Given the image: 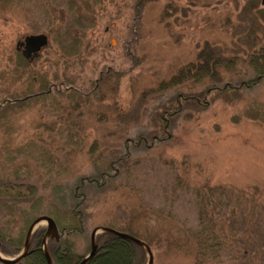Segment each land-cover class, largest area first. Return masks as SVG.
<instances>
[{
	"label": "rangeland",
	"instance_id": "obj_1",
	"mask_svg": "<svg viewBox=\"0 0 264 264\" xmlns=\"http://www.w3.org/2000/svg\"><path fill=\"white\" fill-rule=\"evenodd\" d=\"M8 1H0V99L34 93L45 78L69 80L80 94L68 98L53 89L0 118V178L22 190L34 185L40 207L0 210L6 235L29 228L31 214L76 202L87 233H72L70 242L84 256L92 229L111 224L146 241L153 264H198L197 233L202 222L216 220L222 249L205 264H264V78L210 91L206 106L182 104L170 120L161 116L176 92L197 95L214 82L238 87L256 77L249 55L264 48V31L257 30L258 43L249 39L255 26L241 13L244 1ZM31 34L47 35L48 44L23 63L17 44ZM205 43L235 58L234 66L219 68L217 79L153 91L196 61ZM152 133L165 139L153 143ZM138 134L148 143L126 144ZM125 153L128 160L110 166ZM98 169L114 178L104 187L87 179L77 187ZM148 259L146 252L143 264Z\"/></svg>",
	"mask_w": 264,
	"mask_h": 264
},
{
	"label": "trees",
	"instance_id": "obj_2",
	"mask_svg": "<svg viewBox=\"0 0 264 264\" xmlns=\"http://www.w3.org/2000/svg\"><path fill=\"white\" fill-rule=\"evenodd\" d=\"M4 1V0H0ZM12 0H9L8 3L10 4ZM236 1V0H234ZM244 5L242 12L248 19H250L254 23V28L251 27L250 29V35L249 39L254 40L255 43L259 42V38L257 36V30L264 31V4L262 3V0H243ZM237 2V1H236ZM141 9H139L140 11ZM80 17H77V19ZM81 19V18H80ZM138 19V18H137ZM72 27L66 28L68 30L69 36H76L74 31L71 29ZM79 29V28H78ZM76 31V33H78ZM252 36V37H250ZM253 43V44H255ZM252 44V45H253ZM255 46V45H254ZM252 47V46H251ZM69 55V54H68ZM253 55V54H252ZM249 55V58L253 60V68L256 74V77L247 79L245 82H241L240 85L237 87L233 85V83H222V82H214L210 87H208L204 92L201 94H190V93H183L178 94L176 92L174 97V102H172L169 106L164 107V110L161 113V116L163 118L166 117L167 120H170L171 118L176 117L182 109V104H192L196 107L198 106H206V101L204 97L208 92L215 91V90H228L230 88H239V87H250L251 85L255 84V81H257V77L261 75V78H264V48L261 47L256 54L253 56ZM255 60V61H254ZM21 62L27 63L29 62L28 59L24 58L22 56V59H20ZM236 61L235 58L232 60L225 59L224 53L221 51V49L216 48L215 46H210L209 43H205L204 48L200 51L196 61L190 62L183 67H181L177 74L172 76L167 81H161L158 86L153 90L157 92L158 94L164 93L170 88L182 85L186 81H193L194 83H198L200 81H203L206 79V77L214 78L216 77L217 70L219 68H229L234 66V62ZM109 70L102 71L100 73L99 79L96 81L94 87L90 94H94L99 84L104 77V74L107 73ZM217 79V77L215 78ZM259 79V80H260ZM51 83L48 79L45 78V80H42L40 82L41 89L38 91L25 93L22 96L12 95L10 97H4L3 99H0V118L3 119L6 117V111L7 109H14L20 106H23L27 104L31 100H37L40 97L43 96H49L53 92V89H55L56 94L58 95H66L68 98L73 97L76 94H80L79 90H77L73 84H71V81L65 80V81H57ZM89 93H86V96L89 97ZM5 112V114H2ZM161 118V119H162ZM163 121V120H162ZM165 121V120H164ZM167 126L165 129L167 130ZM165 137L158 136L156 133H152L151 135V142L162 141ZM149 141L147 136H144L142 134H138L134 138H128L126 140V144L129 143H135L137 146H141V144L145 143L147 144ZM127 147V146H126ZM150 147V146H149ZM130 154V153H129ZM129 154L125 153L123 155H120L116 158H114L112 161H110V166L114 167L116 164H122L123 161L128 160ZM6 175V174H5ZM3 176V175H2ZM1 177V176H0ZM114 175H110L108 171L105 169H98L94 175H90L88 177H82L81 183L79 184L80 187L85 180L87 179L91 184H95L100 182L98 187H104L108 183L109 180L113 179ZM8 178H0V210L4 211L7 210V213L12 214L15 210L17 203L18 204H26L27 206L32 208V211L35 212L36 208L37 211H39L40 207L35 205L34 197H35V189L36 187L32 184L25 185V189L22 190L18 188L13 183L8 182ZM28 191V193L25 192ZM37 191V189H36ZM24 206V205H23ZM76 202L72 205L70 204L69 209H63L58 212H55L53 210L44 209L42 213L52 216L62 233L63 240L62 243L59 245H56L55 241L52 240L50 242L49 248H50V254L53 259V264H79L81 260L83 259L84 255L76 253L74 251V243L70 242V236L72 233L76 234H85L87 233L86 228V218L84 214L82 215L81 212L77 213L74 212L73 209H75ZM69 212L71 214H69ZM42 214V215H44ZM36 215V214H34ZM33 214L29 216L28 219H32L31 221L28 220L27 224L29 225V222L32 223V221L35 219V217H32ZM207 216V214H206ZM34 218V219H33ZM206 217L203 216V220ZM204 224L202 222L201 225H203V229L198 231L197 237H196V243H197V259L200 258V261L198 264H205L208 262L209 259L216 258L218 256V249H222V244L219 242H215L214 236H216L215 231V225L216 220L213 221L214 223ZM108 227H112L114 229H117L115 226L109 224ZM28 226L25 224L24 227L20 229V232L15 236L12 237L10 233L7 234L9 230V224H5L2 228H0V240L2 242L1 245V251L6 255H12L15 256L21 247L24 244L26 230ZM206 228L212 229L210 230L209 234L205 235L204 230ZM44 228L39 227L37 228L32 236L31 240V246H32V252H30L22 261L16 264H47L45 255L43 253V250L41 247V237L43 235ZM120 230V229H117ZM123 232H127L135 237L140 238L137 234L134 232H129L128 230H120ZM11 237L9 241L6 240V237ZM102 239L101 241H99ZM214 239V240H213ZM97 243L100 242L101 244H98V250L96 254L87 261L86 264H104V261L111 260L116 261L111 264H143V258L146 254V250L137 245L136 243L123 239L121 237L116 236L113 233L110 232H102L99 236L97 235ZM214 241L212 243L211 241ZM218 248H214V247ZM246 251H244L245 253ZM215 254V255H213ZM0 264H6L1 263Z\"/></svg>",
	"mask_w": 264,
	"mask_h": 264
},
{
	"label": "water",
	"instance_id": "obj_3",
	"mask_svg": "<svg viewBox=\"0 0 264 264\" xmlns=\"http://www.w3.org/2000/svg\"><path fill=\"white\" fill-rule=\"evenodd\" d=\"M262 3L264 4V0H262ZM21 44L24 46V48L22 50L23 56L27 59H30V58H33V56H36L41 51V49L48 44V37L45 34H31V35L26 36ZM42 222H46V224H47V235L43 241V243H44L43 253L45 255L47 264H53L52 258L49 254L48 249H47L46 240L48 237L59 239L60 233H59L56 221L54 220L53 217H51L49 215H41V216L37 217L31 223V225L29 226L28 231L26 233L23 250L18 256L14 257V258H7V257L2 256L1 252H0V261L3 263H6V264H14V263L21 261L25 256H27L28 253L30 252L29 247H30L31 236H32L34 230L36 229V227ZM99 232L113 233L118 237L130 240V241L136 243L137 245L143 247L147 251L148 257H149L147 264H153V261H154L153 251L147 242H145L144 240H142L138 237H135L129 233L122 232V231H119V230H116L112 227H107V226H97L92 230V232H91V250H90L89 254L86 257H84L83 260L79 264H86V262L88 260H90L96 254V252L98 250V244L96 242V235Z\"/></svg>",
	"mask_w": 264,
	"mask_h": 264
},
{
	"label": "flooded vegetation",
	"instance_id": "obj_4",
	"mask_svg": "<svg viewBox=\"0 0 264 264\" xmlns=\"http://www.w3.org/2000/svg\"><path fill=\"white\" fill-rule=\"evenodd\" d=\"M17 50H19V51L22 52V50H23V45H22L21 43L19 44V46H17ZM260 77H261V75L257 77V80H259ZM42 228H44V230H43V235H42V237H41V239H40V240H41V247H40V248H42V250H43V246H44L43 241H44V238H45L46 235H47V226L45 225V226H43ZM35 230H36V229H35ZM35 230H34V231H35ZM58 230H59V233H60L59 239L48 237L47 240H46V243H47V249H48V251H49V254H50V252H51V251H50V248H49V245H50V242H51L52 240L55 241L56 245H59V244L62 243L61 241L63 240V237H64V236L62 235V233H61L59 227H58ZM33 233H34V232H33ZM25 236H26V235H25ZM32 236H33V234H32ZM32 236H31V239H30V247H29V251H30V252H32V246H31ZM0 243H1V245H2L1 240H0ZM23 245H24V244H23ZM0 249H1V246H0ZM22 249H23V246L21 247V249L19 250V252H18L17 254H20V253L22 252ZM30 252H29V253H30ZM29 253H28V254H29ZM17 254H16V255H17ZM5 255H6V254H5ZM16 255H15V256H16ZM7 256H10V257H11L12 255H7ZM50 256H51V254H50ZM25 257H26V256H25ZM25 257H24V258H25ZM84 257H86V256H84ZM84 257H83V258H84ZM24 258H23V259H24ZM51 258H52V257H51ZM23 259H22V260H23ZM22 260H21V261H22ZM82 260H83V259H82ZM82 260H81V261H82ZM52 261H53V259H52ZM19 262H20V261H19ZM19 262H17V263H19ZM15 264H16V263H15Z\"/></svg>",
	"mask_w": 264,
	"mask_h": 264
},
{
	"label": "bare ground",
	"instance_id": "obj_5",
	"mask_svg": "<svg viewBox=\"0 0 264 264\" xmlns=\"http://www.w3.org/2000/svg\"><path fill=\"white\" fill-rule=\"evenodd\" d=\"M114 262H116V261H114V260H113V261H111V260H107V261H104L103 263H104V264H111V263H114Z\"/></svg>",
	"mask_w": 264,
	"mask_h": 264
}]
</instances>
